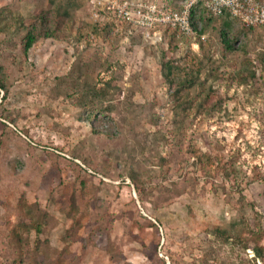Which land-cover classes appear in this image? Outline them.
<instances>
[{
    "label": "rangeland",
    "instance_id": "obj_1",
    "mask_svg": "<svg viewBox=\"0 0 264 264\" xmlns=\"http://www.w3.org/2000/svg\"><path fill=\"white\" fill-rule=\"evenodd\" d=\"M185 1L0 0V264H264V27L116 14Z\"/></svg>",
    "mask_w": 264,
    "mask_h": 264
},
{
    "label": "built area",
    "instance_id": "obj_2",
    "mask_svg": "<svg viewBox=\"0 0 264 264\" xmlns=\"http://www.w3.org/2000/svg\"><path fill=\"white\" fill-rule=\"evenodd\" d=\"M196 2L197 0H186L179 10H169L144 2H138L136 8L131 10L127 2H122L116 6V14L127 23H139L149 18L150 24L168 26L176 29L180 34L192 36L195 32L189 22V14ZM203 4L214 13L227 10L244 26L264 25V4L258 0H203ZM159 34L154 33V35Z\"/></svg>",
    "mask_w": 264,
    "mask_h": 264
},
{
    "label": "trees",
    "instance_id": "obj_3",
    "mask_svg": "<svg viewBox=\"0 0 264 264\" xmlns=\"http://www.w3.org/2000/svg\"><path fill=\"white\" fill-rule=\"evenodd\" d=\"M258 1L264 4L263 0H258ZM182 4L178 8L174 9V10H179L181 8ZM200 4L202 5L203 9L206 10V12L209 13L210 15H213V16H228V17L233 18L234 20L238 21L241 25H243L238 19H236L233 16H231L230 13L227 10H223L220 13H214V12L209 11L204 6L203 0H201L200 2H198V4L196 2L192 6V8L190 10V14H189V22H190L192 28L194 29V32L196 31L195 30V28H196L195 27V20H196L195 18L197 16L196 11H197L198 5H200ZM164 7L168 8L166 6H164ZM245 27L247 28V30H252L253 28H257V27H264V25H254V26H245ZM220 35H221L223 44L226 46V48L227 49H232L230 40L228 39V36H227V33L225 31H222L220 33ZM38 36H39V34L36 33V27H35L34 24L31 25L29 28H27L26 34H25L24 39L22 41V48H23L24 53H26L30 49V47L34 44V42H36Z\"/></svg>",
    "mask_w": 264,
    "mask_h": 264
}]
</instances>
